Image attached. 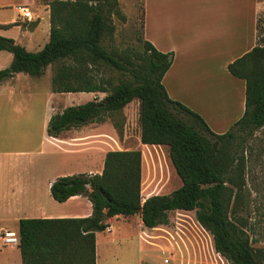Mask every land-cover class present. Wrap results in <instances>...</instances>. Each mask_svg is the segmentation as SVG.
<instances>
[{
    "label": "trees",
    "instance_id": "obj_1",
    "mask_svg": "<svg viewBox=\"0 0 264 264\" xmlns=\"http://www.w3.org/2000/svg\"><path fill=\"white\" fill-rule=\"evenodd\" d=\"M50 11V40L39 51L0 35V51L13 53L10 67L0 70V83L18 72L41 76L47 65L56 63L54 92L108 93L100 101L93 99L54 114L48 124L51 136L105 122L139 98L141 142L168 146L182 186L143 201L142 151L110 150L102 173L65 175L51 185L58 202L76 195L88 197L92 215L20 220L21 264H96V232L106 230L110 218L140 214L146 227L155 228L168 224L170 212L177 210H195L198 222L213 237L215 251L231 264H264V247L256 246L259 224L250 210L245 155V144L264 129V35L229 65L230 73L246 82L245 112L227 132L216 133L200 114L169 96L163 78L173 53L159 51L144 37L139 48L120 54L104 48L105 37L114 30L113 16L124 18L119 0H53ZM105 67L130 79L114 86L108 79L87 75L90 69Z\"/></svg>",
    "mask_w": 264,
    "mask_h": 264
},
{
    "label": "crops",
    "instance_id": "obj_2",
    "mask_svg": "<svg viewBox=\"0 0 264 264\" xmlns=\"http://www.w3.org/2000/svg\"><path fill=\"white\" fill-rule=\"evenodd\" d=\"M22 4L32 8L33 21H18L15 8ZM263 7V0H143L144 39L161 52L173 53L172 65L163 78L169 96L200 114L216 133L227 132L245 112L246 82L232 75L229 65L258 44V23ZM9 9L14 10V15L9 19L0 18V35L15 39L29 51L49 42V3L0 0V12ZM12 61V52L0 51V70L10 67ZM22 76L30 75L18 72L0 83V120H15L11 123V132L22 145L0 150V223L17 215L19 230L20 220L25 218L90 216L93 204L88 197L76 195L58 202L51 194L52 183L65 175L102 173L110 150L139 149L143 159L142 149L165 146L143 144L140 131L139 146L117 147L110 141L108 130L103 129L105 122H91L51 136L48 134L51 117L69 107L56 101V97L69 93L48 89L42 94L44 100L38 102L35 95L39 93L31 90L23 101H11V95L17 91L14 86ZM147 152L154 162L151 150ZM146 157L149 158L148 154ZM6 159L14 164L3 165ZM144 180L142 161L143 201L158 194L153 191L154 184L146 189ZM132 216L116 215L109 219L106 230L96 232V264L99 233L111 232L113 219ZM140 222L145 229L143 240L147 242L144 233L151 228L144 225L142 218Z\"/></svg>",
    "mask_w": 264,
    "mask_h": 264
},
{
    "label": "rangeland",
    "instance_id": "obj_3",
    "mask_svg": "<svg viewBox=\"0 0 264 264\" xmlns=\"http://www.w3.org/2000/svg\"><path fill=\"white\" fill-rule=\"evenodd\" d=\"M41 4H50L53 0H38ZM264 1V0H263ZM122 16L114 15L112 24L114 30L105 37L103 46L109 52L120 54L127 48H139L142 45V14L143 0H119ZM14 10L0 12V18L9 19ZM259 37L264 35V7L259 17ZM259 42V41H258ZM43 47L36 48L39 51ZM58 64H49L43 75L38 77L22 76L14 86L17 91L11 101H23L31 90L39 93L35 96L38 102L44 100L42 94L48 89L53 90L52 78ZM24 75V74H23ZM89 77L94 79H108L118 85L130 79L128 74L111 67L100 71L88 70ZM19 89V90H18ZM108 93L81 92L69 93L56 97V101L68 106L83 104L89 100H102ZM54 102V99L51 100ZM10 112V111H8ZM141 100L135 98L127 104L121 112L106 117L103 129L110 133V141L118 147H137L138 136L141 131ZM15 120H0V150L20 148L21 142L16 141L11 132V123ZM118 127H117V126ZM100 127V126H99ZM98 127V128H99ZM115 140H114V139ZM248 160L247 183L250 191L251 212L253 221L258 222L255 237L260 239L256 246L264 247V129L256 132L255 136L245 144ZM145 188L154 184L153 191L158 194H170L182 186V179L169 158L168 146L163 148L142 149ZM151 154L155 157L151 161ZM148 154L149 158L146 157ZM151 159V160H150ZM11 159L3 160V165H12ZM155 179V183L153 182ZM5 207V206H4ZM17 215L1 225L17 230ZM141 217L136 214L130 218H115L111 221V232H100L98 235V264H231L225 257L217 253L214 248L213 237L204 229L196 218V212L177 210L170 212L169 223L151 228L144 233L147 242L143 240L142 231L145 230L140 222ZM21 253L18 247L3 248L0 252V264H21Z\"/></svg>",
    "mask_w": 264,
    "mask_h": 264
},
{
    "label": "built area",
    "instance_id": "obj_4",
    "mask_svg": "<svg viewBox=\"0 0 264 264\" xmlns=\"http://www.w3.org/2000/svg\"><path fill=\"white\" fill-rule=\"evenodd\" d=\"M18 21L26 22L34 20V13L29 5H18L15 8ZM19 233L17 230H12L6 227L0 226V252L3 248H14L19 244Z\"/></svg>",
    "mask_w": 264,
    "mask_h": 264
},
{
    "label": "water",
    "instance_id": "obj_5",
    "mask_svg": "<svg viewBox=\"0 0 264 264\" xmlns=\"http://www.w3.org/2000/svg\"><path fill=\"white\" fill-rule=\"evenodd\" d=\"M87 187L89 188L90 187V184H87ZM108 218V215H105V219Z\"/></svg>",
    "mask_w": 264,
    "mask_h": 264
}]
</instances>
